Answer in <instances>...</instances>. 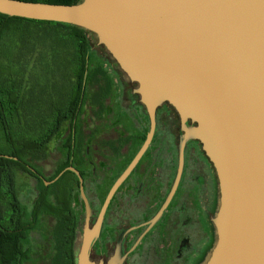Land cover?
Wrapping results in <instances>:
<instances>
[{"label": "water", "instance_id": "95a60500", "mask_svg": "<svg viewBox=\"0 0 264 264\" xmlns=\"http://www.w3.org/2000/svg\"><path fill=\"white\" fill-rule=\"evenodd\" d=\"M0 13L92 32L125 79L137 84L149 119L143 143L110 188L93 226L82 177L74 167L66 168L78 174L84 202L75 264H122L118 250L106 262L92 261L90 247L111 197L148 148L163 102L179 114L185 138L201 142L218 177L216 238L201 264H264V0H82L72 5L0 0ZM187 119L195 125L187 127ZM178 178L179 173L158 215Z\"/></svg>", "mask_w": 264, "mask_h": 264}, {"label": "flooded vegetation", "instance_id": "af4514ba", "mask_svg": "<svg viewBox=\"0 0 264 264\" xmlns=\"http://www.w3.org/2000/svg\"><path fill=\"white\" fill-rule=\"evenodd\" d=\"M102 50L114 76L111 95L103 105L94 104V90L85 83L86 98L78 103L77 98H70L66 108L72 113L58 122L61 135L54 140L59 155L55 167L46 173L43 167L28 165L31 175L26 173L36 184L40 180L51 187L49 198L54 200L61 219L69 217V224L75 223L73 248L82 232L84 202L78 174L66 168L74 167L82 177L91 209L89 224L93 226L110 188L140 148L149 128L137 84L126 80L104 47ZM185 125L192 127L195 122L187 119ZM183 127L173 106L166 102L158 106L156 129L148 148L104 212L89 251L92 261L106 262L116 250L122 264H201L205 260L216 238L212 218L218 206L219 183L201 142L185 138ZM62 171L55 182L46 184ZM178 173L175 189L158 215ZM54 223L53 217L45 215L41 225L51 232Z\"/></svg>", "mask_w": 264, "mask_h": 264}, {"label": "trees", "instance_id": "16d2710c", "mask_svg": "<svg viewBox=\"0 0 264 264\" xmlns=\"http://www.w3.org/2000/svg\"><path fill=\"white\" fill-rule=\"evenodd\" d=\"M25 1L72 5L82 0ZM31 25L44 26L49 28L45 31L54 34H59L60 29L68 31L67 37L72 41L76 54L75 81L66 94L50 102L48 104L50 108L48 107L45 112L32 115L33 119H30L32 123L27 122V127H23L17 123L22 105L21 96L14 83L2 78L0 65V140L5 144L0 147V154L18 157V160H14L0 155V264H26L33 255L35 258L41 256L40 251L34 252L35 254H32V251L34 242L39 241L42 236L36 229L40 228L45 215L55 219L51 232L48 230V236L43 235L44 247L48 243L49 250L46 256L47 264H75L72 246L75 223L69 224V217L66 221L61 219L54 200L49 198L52 193L51 187H45L40 180L31 190L34 192L31 199L20 197L16 184L17 174L31 175L28 165L38 168L32 162V158L38 160L46 157V146L50 141L60 137L61 133L57 130L58 122L59 120L63 122L72 113L66 108L71 103L69 99L77 98L78 103L82 98H86L84 86L88 83L94 90L93 103L103 105L105 99L111 95L114 76L110 74L106 64L102 62L96 64L93 60L94 52L89 39L92 32L69 23L33 20L0 13V53L7 38L18 37L14 42H20L22 46L30 37L32 41L37 38L39 40L40 36L32 31ZM36 45L37 42L33 41V48ZM53 177L54 175L51 179ZM82 211L83 209L80 213Z\"/></svg>", "mask_w": 264, "mask_h": 264}, {"label": "rangeland", "instance_id": "374dc122", "mask_svg": "<svg viewBox=\"0 0 264 264\" xmlns=\"http://www.w3.org/2000/svg\"><path fill=\"white\" fill-rule=\"evenodd\" d=\"M30 27L40 36L39 40L38 38L37 40L33 39L34 42H37L34 48L31 37L23 46L20 42H14V39L18 37H12V39L5 40L0 53L2 78L14 83L21 96L22 105L17 123L23 127H27V122L32 123L30 120L33 119L32 115L34 116L37 112H45L48 107L50 108L48 105L50 102L66 94L72 82L75 81L74 68L76 67V54L72 41L67 37V30L60 29L59 34H54L45 31L49 28L44 26H38V28L31 25ZM89 39L95 63L106 64L103 46L98 43L93 33L89 34ZM54 144L55 142L52 140L46 146V157H41L38 160L32 158L34 165L43 167L46 173L52 171L59 157ZM4 145L0 140V147ZM16 184L19 196L31 199L34 193L31 190L35 188L36 180L26 173H18ZM27 205L29 204L27 203ZM36 230L37 233L40 231L42 236L39 241L34 242L32 254L40 251L41 256L35 258L33 255V258L29 259L26 264H47L46 256L49 254V250L43 244L45 242L43 230L45 234L48 229H44L41 225ZM34 236L36 238V235ZM31 240L34 241L33 238Z\"/></svg>", "mask_w": 264, "mask_h": 264}]
</instances>
